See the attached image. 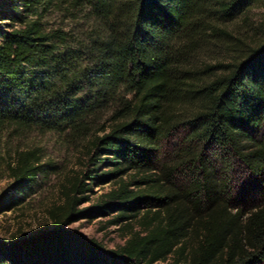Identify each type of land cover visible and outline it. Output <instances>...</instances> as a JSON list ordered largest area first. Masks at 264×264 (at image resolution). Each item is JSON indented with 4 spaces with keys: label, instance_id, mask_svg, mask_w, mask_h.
Here are the masks:
<instances>
[{
    "label": "trees",
    "instance_id": "16d2710c",
    "mask_svg": "<svg viewBox=\"0 0 264 264\" xmlns=\"http://www.w3.org/2000/svg\"><path fill=\"white\" fill-rule=\"evenodd\" d=\"M261 1L0 0V136L58 135L86 159L51 228L0 239V264H264V204L230 198L237 169L264 185V31L236 30ZM11 158L0 213L42 174L36 151ZM97 215L122 245L67 229Z\"/></svg>",
    "mask_w": 264,
    "mask_h": 264
},
{
    "label": "rangeland",
    "instance_id": "374dc122",
    "mask_svg": "<svg viewBox=\"0 0 264 264\" xmlns=\"http://www.w3.org/2000/svg\"><path fill=\"white\" fill-rule=\"evenodd\" d=\"M236 30L241 32L245 41L258 40L264 31V0L257 4L248 21H239ZM36 151L39 153L42 174L26 192L24 203L11 212L0 213V239L13 240L16 237L29 236L45 232L51 228L50 212L57 210L65 202V191L85 167V150L78 144L67 143L63 137L37 132L3 133L0 136V197L9 194L11 181L7 177L6 164L15 151ZM234 188L230 193L234 210L247 214L264 204V185L240 169L233 175ZM94 183V182H93ZM114 187L113 182L93 185L77 197L82 199L76 206L77 211L93 206L95 201ZM115 215H97L94 218L81 217L71 223L67 229L74 230L86 238H93L108 249L124 242L126 233L122 227L110 222Z\"/></svg>",
    "mask_w": 264,
    "mask_h": 264
}]
</instances>
